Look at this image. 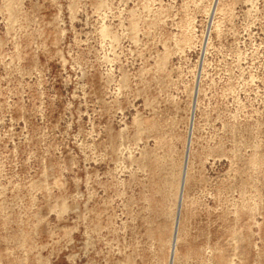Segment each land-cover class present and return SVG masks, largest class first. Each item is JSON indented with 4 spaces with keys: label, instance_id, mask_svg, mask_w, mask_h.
<instances>
[{
    "label": "rangeland",
    "instance_id": "374dc122",
    "mask_svg": "<svg viewBox=\"0 0 264 264\" xmlns=\"http://www.w3.org/2000/svg\"><path fill=\"white\" fill-rule=\"evenodd\" d=\"M0 264H264V0H0Z\"/></svg>",
    "mask_w": 264,
    "mask_h": 264
}]
</instances>
